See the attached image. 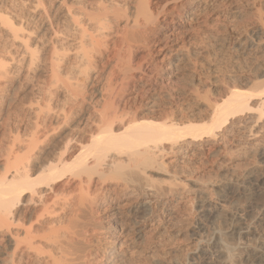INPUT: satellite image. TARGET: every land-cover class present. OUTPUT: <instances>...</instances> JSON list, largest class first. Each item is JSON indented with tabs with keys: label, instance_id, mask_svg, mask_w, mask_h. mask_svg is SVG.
Instances as JSON below:
<instances>
[{
	"label": "bare ground",
	"instance_id": "obj_1",
	"mask_svg": "<svg viewBox=\"0 0 264 264\" xmlns=\"http://www.w3.org/2000/svg\"><path fill=\"white\" fill-rule=\"evenodd\" d=\"M232 1H0V264H109L132 242L151 239L181 210L173 189L150 175L178 163L167 154L193 151L222 167L232 159L227 145H235L264 160L262 81L254 98L228 87L208 99V121L199 124L174 110L158 118L141 110L161 75L147 56L168 44L170 25L205 23ZM38 74L44 80H34ZM253 157L249 174L261 168ZM226 237L216 245L225 241L220 252L230 264H264L260 248L240 262Z\"/></svg>",
	"mask_w": 264,
	"mask_h": 264
},
{
	"label": "rangeland",
	"instance_id": "obj_2",
	"mask_svg": "<svg viewBox=\"0 0 264 264\" xmlns=\"http://www.w3.org/2000/svg\"><path fill=\"white\" fill-rule=\"evenodd\" d=\"M259 16L264 17V0H233L213 15H206L205 23L186 20L170 25L176 30L168 44L162 40L147 56L146 63L157 66L161 75L156 76L159 90L141 101L143 114L152 112L157 117L166 110H174L186 117V123L199 124L208 121L205 117L210 100L220 98L228 87L259 94L260 89L255 87L264 82V28L258 23ZM39 74L34 80H44V75ZM23 90L19 98L25 99L27 94ZM200 143L197 146L203 148L205 145ZM227 146L232 159L222 167L203 155H193V151L166 155V162L178 157L180 163L167 164V174L152 171L150 175L157 187L166 192L173 189L170 197L181 210L169 224H157L151 239L132 242L124 255L117 256L115 264H197L196 260L201 264H230L220 252L225 241L216 245L221 233L228 235L226 240L239 252L240 262L257 248L264 255V160L257 152L249 155L235 145ZM254 155L261 168L249 174L245 171L252 168ZM233 174H244L243 182L230 181ZM209 183L211 189L206 193V186H201ZM181 185L186 186L184 190ZM177 186H181V191ZM135 208L132 211L138 212L137 216L144 213L142 207ZM235 221L242 222L237 233L231 230Z\"/></svg>",
	"mask_w": 264,
	"mask_h": 264
}]
</instances>
